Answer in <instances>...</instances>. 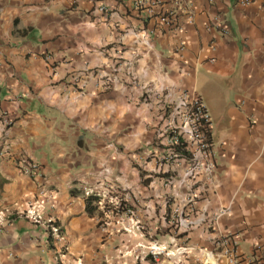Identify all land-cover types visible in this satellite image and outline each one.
Listing matches in <instances>:
<instances>
[{
	"label": "crops",
	"instance_id": "1",
	"mask_svg": "<svg viewBox=\"0 0 264 264\" xmlns=\"http://www.w3.org/2000/svg\"><path fill=\"white\" fill-rule=\"evenodd\" d=\"M137 1L0 0V111L14 119L0 125L2 264H227L218 242L228 235L240 264H263L264 0ZM169 10L181 29L161 23ZM184 91L212 116L213 179L193 189L192 225L177 245L156 257L139 249L135 239L167 245L156 226L151 238L129 227L131 244L119 247L100 198L90 214L86 192L163 173L153 181L162 197L166 174L150 153L164 108ZM155 205L136 210L164 225L165 203Z\"/></svg>",
	"mask_w": 264,
	"mask_h": 264
},
{
	"label": "built area",
	"instance_id": "2",
	"mask_svg": "<svg viewBox=\"0 0 264 264\" xmlns=\"http://www.w3.org/2000/svg\"><path fill=\"white\" fill-rule=\"evenodd\" d=\"M76 1V0H75ZM243 0L242 3H248ZM142 0L136 4L140 5ZM101 10L107 7L102 5ZM162 24L169 29H181L174 17L172 10L165 11L160 16ZM165 125L157 132L154 146L158 151H153L150 155L156 160V167L166 174L165 183L171 184L180 181L181 185H190L192 200L197 197V190H193L197 184L204 182L209 183L213 179L216 162L214 147L212 143L213 120L211 113L200 96H192L188 91H184L177 101L171 102L164 108ZM14 123V119L8 111H0V125L4 132ZM16 164H20L24 172L29 175H36L39 172V163L19 158ZM199 193L201 192L198 191ZM91 195L92 191H87ZM102 205V200L98 201ZM179 211V207L175 211ZM2 212H0L1 214ZM29 218L34 221H40L42 216L34 209H28ZM183 218L180 219L181 224ZM49 231L54 239L61 240L64 238L61 226L51 222ZM173 236L171 242H175ZM222 247L223 254L226 257L227 264H240L238 260L237 242L228 236H225L218 242ZM167 245L152 243L148 246V254L156 257L162 254ZM260 261L264 264V254ZM0 264H2L0 262Z\"/></svg>",
	"mask_w": 264,
	"mask_h": 264
},
{
	"label": "rangeland",
	"instance_id": "3",
	"mask_svg": "<svg viewBox=\"0 0 264 264\" xmlns=\"http://www.w3.org/2000/svg\"><path fill=\"white\" fill-rule=\"evenodd\" d=\"M161 176L164 177V174L161 173L160 175H157V177L154 176L143 179L141 181L139 180L138 182L133 183V186L130 188H123L121 186L115 188L100 189V194H97L100 196V200H102L103 202V204L101 205V210H99L97 214L100 217L101 223L105 224V226L111 225L109 226L111 227V230L118 233V235L122 237L121 241H119V247H126L127 244H131V242L127 240L126 236V234L129 232V227L132 229H136L137 231H143L148 238H151V233H153V237H156V232H153V230L157 226V231H160V233L162 234H167V246L177 245V238L182 234H185L186 231H189V229L191 228V215L195 211V206L199 200V196L197 195V197H194V199L192 200V196L190 194V185H181L180 181L166 184L164 181L163 184L161 183V186L165 188V193L162 194V197H159L156 193L153 192V190L155 189V185H157V182L153 181H158L157 178ZM142 184L145 187L144 189L141 188ZM175 188L178 193L174 192ZM193 188H196V186ZM180 191H182L181 194H183V196L180 195ZM97 193L99 192L97 191ZM151 200L156 203V213L158 212L159 202L165 203V216L167 217L168 222H166L164 225H161V223H150L147 218H141L140 214L136 210V208H142L146 202H149ZM175 203L178 204L177 207L181 208V211H174L173 207ZM138 218H140L139 221H137ZM181 218H183L184 220L182 224L180 222ZM168 234L172 235V237L174 236L176 238V241L171 242L172 238L170 239V237H168ZM135 241L139 249H144L147 252L148 246L152 244H140L136 239ZM185 243L186 241H183L181 244Z\"/></svg>",
	"mask_w": 264,
	"mask_h": 264
},
{
	"label": "trees",
	"instance_id": "4",
	"mask_svg": "<svg viewBox=\"0 0 264 264\" xmlns=\"http://www.w3.org/2000/svg\"><path fill=\"white\" fill-rule=\"evenodd\" d=\"M100 198L99 195H95V194H91L89 195L87 198H86V208H87V211L92 214L94 213L97 208H98V205L94 203V201H98ZM183 235V234H182ZM181 235V236H182Z\"/></svg>",
	"mask_w": 264,
	"mask_h": 264
}]
</instances>
